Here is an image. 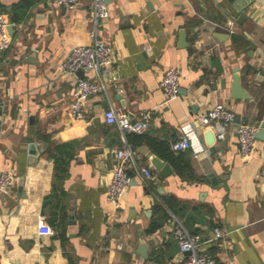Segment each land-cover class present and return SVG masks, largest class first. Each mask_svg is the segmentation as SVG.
Wrapping results in <instances>:
<instances>
[{"label": "crops", "instance_id": "crops-1", "mask_svg": "<svg viewBox=\"0 0 264 264\" xmlns=\"http://www.w3.org/2000/svg\"><path fill=\"white\" fill-rule=\"evenodd\" d=\"M11 17L18 0H0ZM111 15L100 32L112 41L116 59L105 71L85 73L106 88L86 104L85 119L71 114L79 73L61 71L72 48L89 43L97 25L88 0L70 9L38 0L14 22L12 43L0 53V167L13 171L12 192L0 195V264H178L176 220L201 232L204 253L219 264H264V140L252 154L240 148V123L264 120V0H108ZM1 14V13H0ZM186 38L182 39L181 31ZM181 69L179 95L168 99L160 86L164 70ZM239 74L250 98L232 96ZM218 100L241 115L218 137V123L200 115ZM137 118L150 112L147 135L172 143L188 133L184 151L194 178L179 174L171 161L139 141L106 110ZM236 119V118H235ZM31 139L41 151L31 153ZM72 143L74 156L62 187L54 193L53 144ZM130 147L137 182L120 205L108 202L105 176L117 162L116 150ZM165 159L164 174L151 160ZM136 164L150 165L155 179L145 183ZM174 195L186 203L184 218L173 213L155 232L148 228L154 204ZM47 200L46 205L44 202ZM43 221L53 233H41ZM185 224V223H184ZM215 225L224 238L212 239ZM144 239L148 257L140 252Z\"/></svg>", "mask_w": 264, "mask_h": 264}, {"label": "built area", "instance_id": "built-area-1", "mask_svg": "<svg viewBox=\"0 0 264 264\" xmlns=\"http://www.w3.org/2000/svg\"><path fill=\"white\" fill-rule=\"evenodd\" d=\"M93 11L97 25L89 31L90 42L76 45L61 63V71L65 73H78L83 70L85 73H99L108 69L116 59V52L111 40L103 38L100 32V24L111 15V8L108 0H88ZM57 5L73 9L80 5L83 0H52ZM13 20L7 14H0V53L10 47L12 36L10 25ZM182 72L177 66L166 68L160 79V86L165 91L168 99L176 98L179 95ZM106 88L104 83L99 82L91 76L79 77L73 91L70 104L71 114L76 119H85L87 116V101ZM106 119L110 123H117L124 131L143 133L150 127V112L145 111L137 118H131L127 113L119 112L114 107L106 110ZM236 113L228 105L218 100L212 107L200 115L204 125L218 123L221 127L218 133L220 139L227 135V128L235 121ZM259 126L256 123H240L238 137L241 152L245 157L252 154L257 141L256 133ZM175 151L186 150L191 146V137L188 133L181 134L171 143ZM117 162L110 171L109 187L106 199L116 205H120L122 199L132 183V176L129 173V161H135V153L130 147H120L116 150ZM136 171L142 181L147 183L155 179L156 174L150 165L136 164ZM17 180V175L8 169L0 167V195H8L12 192ZM41 233H53V227L46 221L40 225ZM174 233L177 239L182 258L178 264H219L216 257L206 254L202 250L205 242L201 232H192L180 220H176ZM212 239L224 238L227 231L220 225L213 228ZM143 264H154L152 259H147Z\"/></svg>", "mask_w": 264, "mask_h": 264}, {"label": "trees", "instance_id": "trees-1", "mask_svg": "<svg viewBox=\"0 0 264 264\" xmlns=\"http://www.w3.org/2000/svg\"><path fill=\"white\" fill-rule=\"evenodd\" d=\"M38 0H18L13 4L11 10L12 19L17 22L26 16L27 11ZM9 12L8 6L0 1V13ZM134 138L139 141L147 142L157 153L164 158H167L174 165L176 171L182 176L194 178L193 167L190 160L184 156V151H175L171 143L166 140H161L156 137L147 135L146 132L138 133L131 132ZM49 153L55 159V176H54V193H56L61 187L63 180L67 177L69 172V163L74 156V147L72 143L67 144H53L49 148ZM154 216L152 222L148 228L149 232H155L161 228L167 220L173 219V213L177 216L183 217L182 210L186 209V203L179 200L174 195H166L161 199H157L153 206ZM184 218V217H183ZM185 225L190 223L189 218L184 220ZM74 264V263H71Z\"/></svg>", "mask_w": 264, "mask_h": 264}, {"label": "water", "instance_id": "water-1", "mask_svg": "<svg viewBox=\"0 0 264 264\" xmlns=\"http://www.w3.org/2000/svg\"><path fill=\"white\" fill-rule=\"evenodd\" d=\"M230 1L233 2L235 0H230ZM243 1H244L243 4L245 5V7H247L251 3L255 2V0H243ZM9 29H10V33L13 34V32H14V25L13 24L10 25ZM181 37H182V39H185L186 38V32H185V30H182L181 31ZM5 51H7V49ZM78 73L82 77L85 74V72L83 70H80ZM232 96H234V97H241V98H250L251 97L249 91H247L246 89H244V87L242 85V82H241V77H240L239 74H236L234 76V79H233V83H232ZM235 121L240 123L241 122V115L238 114L236 116ZM256 137L264 140V120H263V122L261 123L260 127L257 130ZM30 142H31V147H30L31 148V153L33 155L39 154L41 151L36 146L37 145V141H35V139H31ZM151 160L154 163L155 167L158 170L162 171L164 174H169V173L172 172L171 165L165 159H163L161 156H159L158 154L153 153L151 155ZM129 173L132 176V183L137 182L135 180V178H134V174H135L134 171L131 170V169H129ZM104 181H105V184L107 186V191H108L109 181H108V177L107 176H105ZM46 203H47V200H45L44 206L46 205ZM147 246H148L147 242L144 239H142L139 252L143 256H145V257H148Z\"/></svg>", "mask_w": 264, "mask_h": 264}]
</instances>
